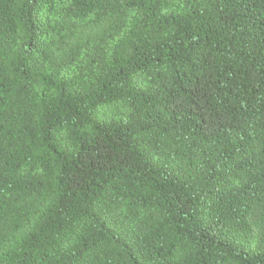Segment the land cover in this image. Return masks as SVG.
<instances>
[{
    "label": "trees",
    "instance_id": "16d2710c",
    "mask_svg": "<svg viewBox=\"0 0 264 264\" xmlns=\"http://www.w3.org/2000/svg\"><path fill=\"white\" fill-rule=\"evenodd\" d=\"M0 264H264V0H0Z\"/></svg>",
    "mask_w": 264,
    "mask_h": 264
}]
</instances>
